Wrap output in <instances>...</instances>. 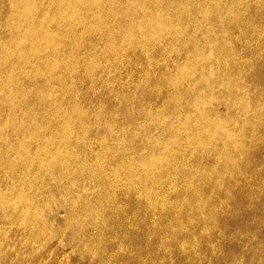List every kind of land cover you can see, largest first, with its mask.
<instances>
[{
	"label": "rangeland",
	"instance_id": "374dc122",
	"mask_svg": "<svg viewBox=\"0 0 264 264\" xmlns=\"http://www.w3.org/2000/svg\"><path fill=\"white\" fill-rule=\"evenodd\" d=\"M0 108V264H264V0H0Z\"/></svg>",
	"mask_w": 264,
	"mask_h": 264
},
{
	"label": "bare ground",
	"instance_id": "6f19581e",
	"mask_svg": "<svg viewBox=\"0 0 264 264\" xmlns=\"http://www.w3.org/2000/svg\"><path fill=\"white\" fill-rule=\"evenodd\" d=\"M203 63H204V62H203ZM214 76H215V75H214ZM10 108H11V107H10ZM165 108H166V107H165ZM173 108H176V107H173ZM178 108H179V109L181 108L182 111L185 112V110H183L184 107H178ZM0 109H1V108H0ZM13 109H14V108H13ZM186 109H187V107H186ZM188 109H189V108H188ZM160 111H162V110H160ZM165 111H166V110H165ZM165 111H163V112H165ZM178 111H179V110H178ZM179 112H180V111H179ZM163 114H164V113H163ZM179 114H180V113H179ZM159 115H160V114H159ZM206 115H207V114H206ZM182 116H183V115H182ZM126 117H127V116H126ZM205 117H206V116H205ZM188 118H189V117H188ZM186 119H187V118H184V120H186ZM31 120H32V119H31ZM202 121H203V119H202ZM205 121H206V120H205ZM185 122H186V121H185ZM189 122H190V121H189ZM206 122H207V121H206ZM207 123H208V122H207ZM208 124H209V123H208ZM185 125H187V124H185ZM189 125H190V123H189ZM185 127H186V126H185ZM186 128H187V127H186ZM188 128H189V126H188ZM203 128H204V127H203ZM173 129H174V128H173ZM173 129H172V131H173ZM207 130H208V129H207ZM204 131H205V130H204ZM229 133H230V132H229ZM104 135H106V134H104ZM104 135H103V136H104ZM35 136H36V138H37V133H36ZM39 136H40V135H39ZM41 136H44V134L41 135ZM136 136H137V135H136ZM222 136H223V135H222ZM222 136H221V137H222ZM133 137H135V135H134ZM229 137H230V136H229ZM43 138H44V137H43ZM220 140H221V138H220ZM224 141H225V140H224ZM228 141H229V140H228ZM151 142H153V139L151 140ZM141 143H143V142L141 141ZM153 143H154V142H153ZM153 143H152V144H153ZM225 143H226V142H225ZM149 144H150V143H149ZM218 144H219V143H218ZM227 144H228V142H227ZM114 145H115V143H114ZM221 145H222V144H221ZM142 146H143V145H142ZM150 146H151V145H150ZM154 146H155V144H154ZM217 146H218V145H217ZM217 146H216V147H217ZM225 146H226V144H225ZM225 146H224V147H225ZM231 146H232V145H231ZM231 146H230V147H231ZM115 147H117V145H115ZM145 147H146V146H145ZM145 147H144V148H145ZM147 147L149 148V145H148ZM160 147H161V146H160ZM224 147H222V148H224ZM232 147H233V146H232ZM237 147H239V146H237ZM112 148H113V147H112ZM148 148H147V150H148ZM155 148H156V147H155ZM222 148H221V151H222ZM157 149H158V148H157ZM163 149H164V148H163ZM240 149H241V148H240ZM224 150H225V149H224ZM230 150H231V149H230ZM232 150H233V149H232ZM232 150H231V151H232ZM28 151H29V149H28ZM30 151H31V150H30ZM151 151H152V153L154 152L153 150H151ZM133 152H134V151H133ZM165 152H166V151H165ZM228 152H229V149H228ZM234 152H235V151H234ZM237 152H238V151H237ZM237 152H236V153H237ZM23 153L25 154L26 152L23 151ZM220 153H221V152H220ZM226 153H227V151H225V154H226ZM26 154H27V153H26ZM232 154H233V153H232ZM30 155H31V154H30ZM222 155H223V152H222ZM226 155H227V154H226ZM120 156H121V155H120ZM165 156H166V153H165ZM228 156H229V155H228ZM71 158H72V157H71ZM30 159H31V158H30ZM41 159H42V157H41ZM31 160H32V159H31ZM31 160H28V161H31ZM45 160H47V159H45ZM45 160H42V162L45 161ZM32 161H33V160H32ZM35 161H36V160H35ZM48 161H49V160H47V163H48ZM66 161H67V160H66ZM71 161H72V160H71ZM36 162H37V161H36ZM36 162L34 163V165L36 164ZM55 162L58 163V161H55ZM59 162H60V161H59ZM68 162H69V160H68ZM29 163H30V162H29ZM31 163H32V162H31ZM40 163H41V162H40ZM57 163H53V161H52V164H55L54 166H57ZM66 163H67V162H66ZM66 163H65V164H66ZM38 164H39V163L37 162V165H38ZM61 164H62V162H61ZM69 164H70V162H69ZM78 164H79V163H78ZM78 164H75V165L78 166ZM80 164H81V162H80ZM162 164H163V163H162ZM39 165H40V164H39ZM48 165H49V164H48ZM59 165H60V164H59ZM63 165H64V164H63ZM66 165H68V164H66ZM66 165H65V166H66ZM83 165H84V164H83ZM149 165H150V164H149ZM26 166H28V165H25V167H26ZM32 166H33V164H32ZM32 166H30V167H32ZM69 166H70V165H68V167H69ZM163 166H164V165H163ZM36 167H37V166H36ZM36 167H35V169H36V171H37V168H38V167H37V168H36ZM47 167H48V166H46L45 169H47ZM50 167H51V160H50L49 168H50ZM57 167H58V166H57ZM61 167H62V166H61ZM61 167L58 168V170H62L63 168H65V167H63V168L61 169ZM68 167H67V169H68ZM78 167H79V166H78ZM147 167H148V166H147ZM43 168H44V167H43ZM49 168H48V169H49ZM52 168H53V165H52ZM69 168H70V167H69ZM81 168H82V167H81ZM91 168H92V167H91ZM26 169H27V168H26ZM86 169H87V168H86ZM98 169H99V168H98ZM162 169H163V167H162ZM49 170H50V169H49ZM54 170H55V169H53V171H54ZM58 170H56V171H58ZM69 170H71V169H69ZM78 170H79V169H78ZM81 170H82V169H81ZM88 170H89V169H88ZM88 170L86 171V173H88ZM150 170H151V169H150ZM50 171H51V170H50ZM56 171H54V172H56ZM65 171H66V170H65ZM95 171H96V170H95ZM133 171H134V170H133ZM23 172H24V171H23ZM102 172H103V171H102ZM150 172H151V171H150ZM42 173H43V172H42ZM61 173H62V171H61ZM70 173H71V175H73L71 171H69V174H70ZM90 173H91V172H90ZM103 173H104V172H103ZM105 173H106V172H105ZM145 173H146V172H145ZM44 174H45V171H44ZM59 174H60V172L58 173V175H59ZM62 174H63V173H62ZM94 174H95V173H94ZM132 174H134V173H132ZM139 174H140V173H139ZM147 174H148V173H147ZM45 175H46V174H45ZM45 175H44V176H45ZM77 175H78V174H77ZM89 175H90V174H89ZM101 176H102V174H101ZM129 176H130V175H129ZM131 176H132V175H131ZM138 176H139V175H138ZM39 177H41V176H39ZM61 177H62V176H61ZM63 177H64V175H63ZM65 177H67L66 174H65ZM69 177L71 178V176H69ZM74 177H75V174H74ZM96 177H97V175H96ZM96 177H95V178H96ZM135 177H136V176H135ZM135 177H134V178H135ZM42 178H43V177H42ZM72 178H73V177H72ZM77 178H78V176H77ZM101 178H102V177H101ZM137 178H138V177H137ZM40 179H41V178H40ZM43 179H44V178H43ZM60 179H61V178H60ZM62 179H63V178H62ZM62 179H61V180H62ZM68 179H69V178H68ZM161 179H162V178H161ZM71 180H72V179H71ZM71 180H70V181H71ZM78 180H81V178L78 179ZM98 180L101 181L100 179H98ZM135 180H136V179H135ZM42 181L44 182L45 180H42ZM47 181H48V180H47ZM74 181H75V180H74ZM157 181H158V180H157ZM45 182H46V181H45ZM72 182H73V180H72ZM78 182H79V181H78ZM80 182H81V181H80ZM80 182H79V183H80ZM84 182H85V181H84ZM135 182H136V181H135ZM139 182H140V181H139ZM160 182H161V180H160ZM31 183H32V182H31ZM62 183H63V182H62ZM67 183L69 184V182H67ZM131 183H132V182H131ZM137 183H138V181H137ZM141 183H142V182H141ZM145 183H146V182H145ZM145 183H144V184H145ZM163 183H164V182H163ZM70 184H71V183H70ZM106 184H107V183H105V185H106ZM138 184H139V183H138ZM65 185H66V184H65ZM84 185H85V184H84ZM29 186H31V185L29 184ZM71 186H72V184H71ZM107 186H108V185H107ZM39 188H40V187H39ZM39 188H38V189H39ZM108 188H109V187H108ZM146 189H147V188H146ZM106 190H107V187H106ZM145 191H146V190H145ZM110 192H111V191H110ZM147 192H148V191H147ZM106 194H108V192H107ZM106 194H104V196H105ZM109 194H110V193H109ZM107 197H108V196H107ZM98 198H99V197H98ZM196 198H197V197H196ZM100 199H101V198H100ZM20 200H21V199H20ZM96 200H97L96 202H98L99 199H96ZM194 200H195V199H194ZM84 201H85V200H84ZM87 201H88V200H87ZM163 201H164V200H163ZM197 201H198V200H197ZM21 202H22V201H21ZM30 202H31V201H30ZM85 202H86V201H85ZM91 202H92V201H91ZM198 202H199V201H198ZM37 203H38V202L36 201L34 204H37ZM40 203H41V202H40ZM83 203H84V202H83ZM86 203H87V202H86ZM92 203H93V202H92ZM22 204H23V203H22ZM32 204H33V203H32ZM93 204H94V203H93ZM24 205H25V203H24ZM85 205H86V204H85ZM85 205H84V206H85ZM96 205H97V204H96ZM103 205H104V204H103ZM177 205H178V204H177ZM198 205H199V204H198ZM22 206H23V205H22ZM84 206H83V207H84ZM88 206H89V205H88ZM88 206H87V207H88ZM175 206H176V205H175ZM26 207H27V206H26ZM26 207H25V208H26ZM34 207H35V206H34ZM39 207H41V206L39 205ZM91 207H92V206H91ZM93 207H94V205H93ZM177 207H178V206H177ZM30 209H31V207H30ZM34 209H35V208H34ZM83 209H84V208H83ZM106 209H107V208H106ZM109 209H110V208H109ZM178 209H180V208H178ZM25 210H27V209H25ZM85 210H86V208H85ZM111 210H112V209H111ZM111 210H110V211H111ZM175 210H176V209H175ZM180 210H181V209H180ZM114 211H115V210H114ZM116 211H117V210H116ZM21 212L23 213V210H21ZM25 212H26V211H25ZM25 212H24V213H25ZM28 212H29V209H28ZM90 212H91V211H90ZM117 212H118V211H117ZM177 212H178V214H179V210H178ZM24 213H23V214H24ZM33 213H34V212H33ZM39 213H40V212H39ZM83 213H84V212H83ZM103 213H104V212H103ZM29 214H30V213H29ZM94 214H95V212H94ZM97 214H98V213H97ZM26 215H27V214H26ZM26 215H25V216H26ZM122 215H123V213H122ZM82 216H83V214H82ZM89 216H90V215H89ZM94 216H95V215H94ZM115 216H116V214H115L113 217L116 218ZM181 216H182V214H181ZM33 217H34V215H33ZM38 217H39V216H38ZM40 217H41V215H40ZM92 217H93V216H92ZM97 217L99 218V216H97ZM103 217H104V215H103ZM176 217H177V216H176ZM176 217H175V220H179V218L177 219ZM185 217H186V215H185ZM198 217H200V216H198ZM201 217H202V219H205V217L203 218L202 215H201ZM36 218H37V217H36ZM36 218H35V220H33V218H32V222L36 221ZM98 218H96V219L98 220ZM106 218H107V217H106ZM181 219H183V218L181 217ZM37 220H38V219H37ZM94 220H95V219H94ZM104 220H105V217H104ZM108 220H109V219H108ZM108 220H107V221H108ZM114 221H115V219H114ZM117 221H118V220H117ZM180 221H182V224L184 223L183 220H180ZM96 222H97V223H96ZM96 222H95L96 227H98L97 224H98L99 222H98V221H96ZM101 222H102V219H101ZM101 222H100V223H101ZM104 222H105V221H103V223H104ZM172 222H175V221L173 220ZM172 222H171V223H172ZM36 223H37V221H36ZM34 224H35V223H34ZM86 224H87V221H86L85 225H86ZM92 224H93V222H92ZM182 224H179V222H176V225H177V226L180 225V227H181ZM36 225H37V224H36ZM45 225H46V224H45ZM93 225H94V224H93ZM113 225H114V224H113ZM39 226H40V225H39ZM39 226H38V227H39ZM111 226H112V224H111ZM111 226H110V227H111ZM116 226H117V225H116ZM182 226H183V225H182ZM80 227H81V225H80ZM96 227H95V228H96ZM103 227H104V226H103ZM106 227H107V226H106ZM113 227H115V226H113ZM41 228H42V227H41ZM82 228H83V227H82ZM117 228H118V227H117ZM178 228H179V227H178ZM43 229H44V228H43ZM43 229H42V230H43ZM45 229H46V228H45ZM98 229H99V228H98ZM175 229H176V228H175ZM179 229H180V228H179ZM179 229H177L176 231L179 232ZM181 229H182V227H181ZM39 230H40V229H39ZM78 230H79V229H78ZM182 230H184V229H182ZM40 231H41V230H40ZM82 231H83V229H82ZM160 231H161V229H160ZM101 232H102V231H101ZM165 232H167V231H165ZM174 232H175V231H174ZM174 232H173V233H174ZM180 232H181V231H180ZM163 233H164V230H163ZM175 233H176V232H175ZM167 234H168V233H167ZM188 234H189V233H188ZM190 234H191V235H190ZM190 234H189V235L193 237L192 232H191ZM76 235H77V234H76ZM81 235H82V234H81ZM165 235H166V234H165ZM173 235H174V234H173ZM181 235H182V233H181ZM100 236H101V235H100ZM171 236H172V234H171ZM174 236H175V238H176V234H175ZM190 236H189V237H190ZM102 237H103V236H102ZM164 237H165V236H164ZM172 237H173V236H172ZM86 238H87V237H86ZM88 238H89V237H88ZM88 238H87V240H88ZM169 238H170V237H169ZM173 238H174V237H173ZM177 238H178V237H177ZM190 238H191V237H190ZM190 238H189V239H190ZM166 239H167V238H166ZM191 239H192V238H191ZM90 240H91V239H90ZM97 240H98V239H97ZM169 240H170V239H169ZM171 240H172V238H171ZM94 241H95V240H94ZM99 241H100V240H99ZM102 241H103V240H102V238H101V243H102ZM104 241H105V240H104ZM85 242H86V241H85ZM89 242H90V241H89ZM95 242H97V241H95ZM86 243H87V242H86ZM92 243H94V242L92 241ZM92 243H90V244L93 245ZM103 243H104V242H103ZM84 244H85V243H84ZM95 244H97V243H95ZM88 245H89V243H88ZM88 245H87V247H91V245H90V246H88ZM97 245H98V244H97ZM85 248H86V247H85ZM103 248H104V247H103ZM83 249H84V248H83ZM87 249H88V248H87ZM100 249H102V248H100ZM102 250H104V249H102ZM99 251H100V250H99ZM98 253H99V252H98Z\"/></svg>",
	"mask_w": 264,
	"mask_h": 264
}]
</instances>
